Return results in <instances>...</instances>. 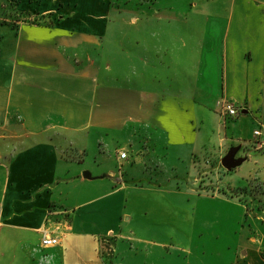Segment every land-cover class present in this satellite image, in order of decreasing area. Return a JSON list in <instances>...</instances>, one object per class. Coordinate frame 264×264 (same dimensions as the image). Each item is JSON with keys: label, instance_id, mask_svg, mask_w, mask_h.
Masks as SVG:
<instances>
[{"label": "crops", "instance_id": "crops-1", "mask_svg": "<svg viewBox=\"0 0 264 264\" xmlns=\"http://www.w3.org/2000/svg\"><path fill=\"white\" fill-rule=\"evenodd\" d=\"M0 1L8 5L0 6V264H124L123 242L130 239L124 227L132 220L127 215L123 220L122 214L117 229L105 224L114 200L122 202L117 195L126 188L124 175H93L81 169L71 153L78 151L70 137L89 135L96 128L156 125L163 134H153L151 140L161 138L173 150H189L192 158L195 153L217 158H203L198 175L185 180L200 183L207 177L209 161L215 173L202 182L217 191L225 184L228 190H243L233 180L221 181L220 168L227 171L221 160L232 153L237 165L228 172L243 180L240 184L247 179L253 183L250 197L263 201L254 221L264 220V147L253 135L255 130L264 132V0H225L221 9L229 4L223 10L226 19L204 21L205 27L221 28L216 37L198 38L192 27L200 25L186 19L168 24L158 19L156 23L168 29L179 26L151 57L152 71L158 64L167 66L169 91L161 89L159 76L147 79L146 86L137 77L133 84H123V108L117 111L112 108L111 85L105 79L100 83L102 68L97 63L109 0ZM196 6L191 4V9ZM207 8L202 5L201 11ZM128 23L136 26L138 21ZM142 57L136 54L135 70ZM200 68L210 71L207 79L202 77L207 93L197 118L186 82ZM226 103L239 114L226 116ZM195 163L192 160V169ZM97 179H106L107 189L94 198L89 184ZM243 196L237 193L236 198ZM81 197L87 199L76 202ZM48 229L60 243L42 248ZM259 240L249 238L251 247L235 262L264 264Z\"/></svg>", "mask_w": 264, "mask_h": 264}, {"label": "rangeland", "instance_id": "rangeland-1", "mask_svg": "<svg viewBox=\"0 0 264 264\" xmlns=\"http://www.w3.org/2000/svg\"><path fill=\"white\" fill-rule=\"evenodd\" d=\"M109 3L105 13L108 22L106 38L101 42L104 48L97 51L101 53L97 63L102 68L100 83L105 79L112 87L113 111L123 108V84H133L137 77L145 81L143 85L146 86L147 79L152 81L159 76L161 89H165L166 93L169 91L167 66L158 64L157 69L152 71L151 57L157 46L168 44L171 29L178 31L179 26L168 29L166 25L156 23L158 19L166 23L167 20L186 19L193 25H200L192 27L193 35L198 38L216 37L221 35V28L205 27L204 21L225 20L227 11L223 10L229 5L222 10L225 0H109ZM191 4H196V8L191 9ZM202 5L208 8L201 11ZM0 6L6 9L8 5L0 1ZM133 18L138 21L136 26L128 23ZM137 53H142L143 57L135 70ZM198 57L201 56L195 54V58ZM162 58L166 63L167 53L161 54ZM207 71L210 70L200 68L198 75H192L190 82L193 87L189 80L186 82L191 89L192 106L197 118H200L206 101L203 95L207 92L203 91L206 87L202 77H209ZM170 92L175 95L172 90ZM249 127L252 135V126ZM89 132V135L70 137L78 151L71 152L79 161L77 165L99 177L105 174L110 177L124 175L126 188L122 195H117L122 196V202L114 200L109 210L115 214L111 213L105 221L106 225L113 223L117 229V216L123 214L125 220L124 215H127L132 220L124 227L125 235L130 238L128 242H123L124 264H233L237 256L251 247L249 238L260 239L256 244L264 247V220L254 221L257 217L255 212L259 213L263 201L259 198L254 201L250 197L254 192L253 183L247 179L240 184L243 180L235 177L233 171L222 168L221 181L233 180L243 190H228L225 184L217 191L216 186L206 187V182H202L210 178V173H215L211 162H216V157L195 153L196 157L192 158L189 150L185 152L179 147L173 150L161 138L151 140V135L159 134L161 137L163 131L149 123L130 125L127 129H123V125L107 130L96 128ZM83 152H86L85 155ZM122 152L127 159L120 158ZM203 158L211 161L206 162L207 177L196 185L186 183L187 178L197 176L204 167ZM192 160L196 162L193 169ZM106 182V179H97L89 184L94 198L106 191ZM259 192L257 190L258 196L261 195ZM237 193L244 196L237 199ZM86 199L81 197L76 202ZM94 206L96 209L99 207L98 204ZM105 224L101 222L102 226Z\"/></svg>", "mask_w": 264, "mask_h": 264}, {"label": "built area", "instance_id": "built-area-1", "mask_svg": "<svg viewBox=\"0 0 264 264\" xmlns=\"http://www.w3.org/2000/svg\"><path fill=\"white\" fill-rule=\"evenodd\" d=\"M223 113L226 116L235 117L239 114L238 109L231 103H226L222 107ZM253 135L260 140L259 146L264 147V132L262 130H255ZM120 158L125 159L126 154L124 152L120 153ZM60 243L58 235L54 234L51 230H47L44 233L43 238L41 239L42 248H53L58 246Z\"/></svg>", "mask_w": 264, "mask_h": 264}, {"label": "water", "instance_id": "water-1", "mask_svg": "<svg viewBox=\"0 0 264 264\" xmlns=\"http://www.w3.org/2000/svg\"><path fill=\"white\" fill-rule=\"evenodd\" d=\"M221 165L227 171H231L237 165V162L232 160V153H229L221 160ZM84 177L88 178L86 174L84 175Z\"/></svg>", "mask_w": 264, "mask_h": 264}, {"label": "trees", "instance_id": "trees-1", "mask_svg": "<svg viewBox=\"0 0 264 264\" xmlns=\"http://www.w3.org/2000/svg\"><path fill=\"white\" fill-rule=\"evenodd\" d=\"M234 264H241V263L237 261V262H235Z\"/></svg>", "mask_w": 264, "mask_h": 264}]
</instances>
